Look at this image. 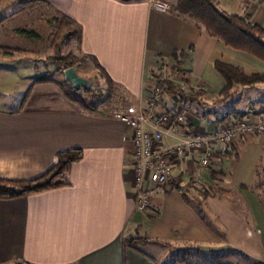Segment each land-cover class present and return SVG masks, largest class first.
<instances>
[{
    "label": "crops",
    "instance_id": "1",
    "mask_svg": "<svg viewBox=\"0 0 264 264\" xmlns=\"http://www.w3.org/2000/svg\"><path fill=\"white\" fill-rule=\"evenodd\" d=\"M27 1L32 0H0V56L23 53L22 36L32 33L35 23L28 21L27 29L22 20L45 8L53 17L49 24L63 16L80 28L78 54L92 60L106 89L89 95L93 103L79 93L78 101L70 99L61 87L62 70V80L45 76L46 82L33 84L32 79L18 107L0 108V178L31 180L54 165L57 153L82 152L70 167L69 185L0 200V264H159L176 259L173 252L188 250L225 259L201 264H264V133L216 146L204 172L197 170V153L189 161L171 160L167 187L142 213L135 203L132 132L110 115L114 109L145 111L155 73L165 67L173 84L187 79L195 94L177 131L201 132L222 121L252 119L262 114L264 83L234 85L222 93L226 82L215 65L250 76L264 75V62L176 16L167 0L22 4ZM215 1L220 10L248 17L264 31L263 6ZM12 40L16 44H8ZM236 94L242 105L230 100ZM176 97L166 93L158 110L171 112ZM179 137L172 132L164 143L173 145ZM135 235L156 242L137 250L126 247L124 239Z\"/></svg>",
    "mask_w": 264,
    "mask_h": 264
},
{
    "label": "trees",
    "instance_id": "2",
    "mask_svg": "<svg viewBox=\"0 0 264 264\" xmlns=\"http://www.w3.org/2000/svg\"><path fill=\"white\" fill-rule=\"evenodd\" d=\"M38 1L43 2L42 0H32L22 4H27L26 6H29L31 2L35 3ZM171 11L178 17L188 19L206 34L223 42L225 46L236 51L248 53L264 62V42L262 41L264 31L258 25L252 23L248 17L233 15L220 10L215 0H176L175 4L171 6ZM53 24L55 26L51 33L53 37L52 39L55 40V38H58L63 34V38L66 42L75 40L76 50L79 51L81 42L80 28L70 19L63 16L55 19ZM177 57L178 55L174 54L172 58L177 59ZM51 60L55 66L65 70L69 67L77 68L79 61L83 59L69 51L64 55L58 54L53 56ZM215 66L226 82L222 93L228 92V90L234 85L264 83V75L247 76L242 74L239 69L231 66L220 63H216ZM174 67L178 68V65H174ZM47 80L48 79L44 75H41L33 78V84L43 83ZM62 84L66 85L67 83L62 82L61 87L64 89L65 95L70 99L77 100L76 94H82V91L88 96L96 97V93L91 88L81 89L77 92L72 91L71 89H66ZM163 88L165 92L177 96L176 98L178 102H183L185 104L189 103V100L193 101L195 95L192 90L188 92L181 91L170 81H167ZM260 111L264 113V108ZM81 158V150H66L57 153L54 165L47 172L34 179L9 180L0 178V200L26 197L69 185L68 174L70 167L75 162L81 160ZM154 242L156 241L151 237L142 235L129 236L124 239L126 247L133 250H137L139 246H145ZM178 252L180 251L173 253L174 255H178ZM178 257L172 260L171 264H176V262L173 261L179 260ZM14 264L30 263L15 262Z\"/></svg>",
    "mask_w": 264,
    "mask_h": 264
},
{
    "label": "built area",
    "instance_id": "3",
    "mask_svg": "<svg viewBox=\"0 0 264 264\" xmlns=\"http://www.w3.org/2000/svg\"><path fill=\"white\" fill-rule=\"evenodd\" d=\"M264 7V0H246ZM155 86L149 93L147 109L138 113L121 110L110 111L111 117L127 124L131 129L133 140V168L136 189L135 203L138 211H147L151 199L171 179V160L181 157L183 161L191 160L193 154H199L197 170L204 172L210 168L215 147L231 145L242 135L264 133V114L238 121H222L212 129L201 132L180 131L179 126L187 119V106L177 102L171 112H160L158 108L164 103L163 86L170 81L165 67L155 73ZM176 86L183 92L190 91V82L180 79ZM180 137L173 145H166L164 138L171 133Z\"/></svg>",
    "mask_w": 264,
    "mask_h": 264
},
{
    "label": "rangeland",
    "instance_id": "4",
    "mask_svg": "<svg viewBox=\"0 0 264 264\" xmlns=\"http://www.w3.org/2000/svg\"><path fill=\"white\" fill-rule=\"evenodd\" d=\"M172 5L175 4L176 0H167ZM53 17L49 15V12L44 9H36L27 14L22 20V27L29 28L30 23L28 21L32 20L35 23L31 27L26 35L22 36V48L23 53L16 54L12 58H6L0 56V108L13 109L20 105L21 100H23L29 91L31 81L34 77L44 75L48 79L62 80V69L59 67L58 71H55V65L51 62V58L58 54L64 55L66 53L73 52L79 58L81 57L76 50L75 40L66 42L63 38V34L58 38L53 40L52 30L54 24H49L48 19ZM24 19H26L25 22ZM33 33H36L38 37H35ZM8 44H16V42L8 41ZM1 54H5L2 52ZM83 59V58H82ZM77 72L80 76H85L86 79L92 81V90L95 93L104 92V84L100 78H96L97 72L94 70V64L90 59L80 60L77 65ZM84 96V100L93 103L87 94L81 92ZM105 96V95H104ZM103 96V97H104ZM243 96L242 98H244ZM234 99L242 105L243 101L240 100L238 94L232 95L230 100ZM103 100V99H102ZM102 100H97V102H102ZM95 103V101H94ZM227 105V102H226ZM239 105V106H240ZM221 109H227V106H221ZM222 113V112H220ZM173 252V251H172ZM195 251H185L178 252L181 255L179 260L173 261L176 264H201V263H216L220 262L221 256H211V257H198ZM239 258H241L239 256ZM171 261L162 260L159 264H170Z\"/></svg>",
    "mask_w": 264,
    "mask_h": 264
},
{
    "label": "water",
    "instance_id": "5",
    "mask_svg": "<svg viewBox=\"0 0 264 264\" xmlns=\"http://www.w3.org/2000/svg\"><path fill=\"white\" fill-rule=\"evenodd\" d=\"M63 78L75 91L90 88V80L78 75L75 67L63 70Z\"/></svg>",
    "mask_w": 264,
    "mask_h": 264
}]
</instances>
